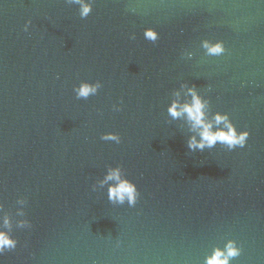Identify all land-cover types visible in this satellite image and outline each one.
Returning <instances> with one entry per match:
<instances>
[{
  "label": "water",
  "instance_id": "obj_1",
  "mask_svg": "<svg viewBox=\"0 0 264 264\" xmlns=\"http://www.w3.org/2000/svg\"><path fill=\"white\" fill-rule=\"evenodd\" d=\"M94 2L81 19L67 0H0V218L18 241L0 264H204L229 239L231 264H264V0ZM81 81L103 86L77 100ZM181 83L249 131L246 146L190 152L166 111ZM116 166L135 207L99 187Z\"/></svg>",
  "mask_w": 264,
  "mask_h": 264
},
{
  "label": "clouds",
  "instance_id": "obj_2",
  "mask_svg": "<svg viewBox=\"0 0 264 264\" xmlns=\"http://www.w3.org/2000/svg\"><path fill=\"white\" fill-rule=\"evenodd\" d=\"M67 3L78 6L80 18L85 19L92 13L95 2L94 0H67ZM24 31H28V24H25ZM143 35L146 40L153 43L159 39V33L152 28L145 29ZM135 38V34L130 36V39ZM201 47L210 57L222 56L226 52L222 41L203 40ZM183 56L191 59L193 53L185 51ZM102 86L99 81L94 83L81 81L78 86L73 87L72 91L77 100H88L96 96ZM180 88L185 91L173 92L166 111L172 121H183L187 125L191 135L187 138L186 146L190 152H204L216 148L218 144L228 151L246 146L250 136L249 131L238 130L227 113L213 111L210 100L202 95L194 84L188 86L187 83H181ZM112 107L116 112L122 110L121 105L114 104ZM100 139L116 144L121 142V137L112 132L103 134ZM105 186H107V200L112 205L127 204L128 207H135L137 204L140 196L137 185L127 178L120 166L107 169L104 179L99 182V187ZM92 191H97V188L92 186ZM20 203L23 204L25 201L21 200ZM18 227L31 229L32 225L29 220H22L18 223ZM17 244L18 241L11 235L10 219L7 216L0 218V256L15 250ZM241 252L242 249L237 242L229 239L223 247L212 248L210 254L205 256L204 264H231L241 255Z\"/></svg>",
  "mask_w": 264,
  "mask_h": 264
}]
</instances>
